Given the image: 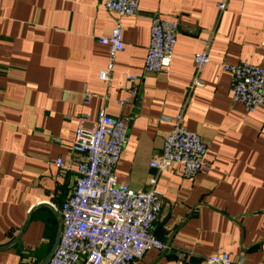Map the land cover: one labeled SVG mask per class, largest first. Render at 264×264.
Masks as SVG:
<instances>
[{"label":"crops","instance_id":"1","mask_svg":"<svg viewBox=\"0 0 264 264\" xmlns=\"http://www.w3.org/2000/svg\"><path fill=\"white\" fill-rule=\"evenodd\" d=\"M221 1L141 0L123 18L124 49L105 81L109 51L99 38L117 14L104 0H0V264L44 263L77 179L76 129L101 109L130 119L118 179L149 190L155 177L161 199L153 231L168 248L134 264H207L217 252L264 264V106L249 113L234 101L223 68L264 64V0H227L223 10ZM153 16L179 23L165 72L144 69ZM206 42L210 62L198 72L193 57ZM128 75L139 77L135 97ZM176 114L208 147L210 169L191 178L179 166H150L171 128L160 118Z\"/></svg>","mask_w":264,"mask_h":264},{"label":"built area","instance_id":"2","mask_svg":"<svg viewBox=\"0 0 264 264\" xmlns=\"http://www.w3.org/2000/svg\"><path fill=\"white\" fill-rule=\"evenodd\" d=\"M227 0L218 3L226 7ZM141 0H104L103 6L117 17L108 34L99 38V43L108 47L106 66L98 73L102 80L109 81L116 65L118 54L124 49L123 18L136 15ZM179 33L176 20L153 16L150 23V42L144 61L147 72L168 71L175 52ZM209 43L195 53L193 59L198 72L210 62ZM231 76V91L234 101L241 103L249 113L264 106V64L243 61L223 64ZM133 82L131 93L135 97L139 81L136 75H128ZM195 85L204 86L200 78ZM86 96L85 103L90 97ZM88 113L82 121H89ZM169 122L163 151L150 162V166L168 169L179 166L185 178L210 169L208 147L199 132L188 129L182 114L162 115ZM129 117L111 116L101 109L92 126L84 123L76 129L72 151L79 154L77 179L72 193L60 209L62 231L59 244L48 264H134L151 249L165 250L167 243L157 238L154 226L161 211V199L154 188L156 178L151 177L149 190H135L116 175L117 165L129 142ZM57 165L64 167L62 159ZM207 264H234L230 253L217 252L208 255ZM181 264H191L183 261Z\"/></svg>","mask_w":264,"mask_h":264},{"label":"water","instance_id":"3","mask_svg":"<svg viewBox=\"0 0 264 264\" xmlns=\"http://www.w3.org/2000/svg\"><path fill=\"white\" fill-rule=\"evenodd\" d=\"M57 218H58V221H59V228H58V231H57L53 246H52L50 252L48 253V255H47V257H46V259H45L43 264H48L49 263V261H50L52 255H53L55 249L57 248V246L59 244L61 231H62V220H61V217L59 215L57 216Z\"/></svg>","mask_w":264,"mask_h":264},{"label":"trees","instance_id":"4","mask_svg":"<svg viewBox=\"0 0 264 264\" xmlns=\"http://www.w3.org/2000/svg\"><path fill=\"white\" fill-rule=\"evenodd\" d=\"M46 253V251L44 252V251H40L37 255H36V257L39 259V258H43V256H44V254Z\"/></svg>","mask_w":264,"mask_h":264}]
</instances>
